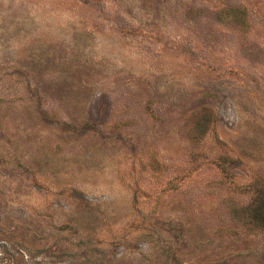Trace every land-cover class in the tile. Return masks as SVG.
Instances as JSON below:
<instances>
[{
  "label": "rangeland",
  "instance_id": "rangeland-1",
  "mask_svg": "<svg viewBox=\"0 0 264 264\" xmlns=\"http://www.w3.org/2000/svg\"><path fill=\"white\" fill-rule=\"evenodd\" d=\"M0 264H264V0H0Z\"/></svg>",
  "mask_w": 264,
  "mask_h": 264
}]
</instances>
